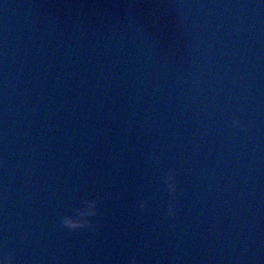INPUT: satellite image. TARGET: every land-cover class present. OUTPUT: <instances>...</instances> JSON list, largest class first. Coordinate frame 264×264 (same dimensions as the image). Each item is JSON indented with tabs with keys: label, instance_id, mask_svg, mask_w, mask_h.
Wrapping results in <instances>:
<instances>
[{
	"label": "water",
	"instance_id": "water-1",
	"mask_svg": "<svg viewBox=\"0 0 264 264\" xmlns=\"http://www.w3.org/2000/svg\"><path fill=\"white\" fill-rule=\"evenodd\" d=\"M9 255L264 264V0H0Z\"/></svg>",
	"mask_w": 264,
	"mask_h": 264
},
{
	"label": "clouds",
	"instance_id": "clouds-1",
	"mask_svg": "<svg viewBox=\"0 0 264 264\" xmlns=\"http://www.w3.org/2000/svg\"><path fill=\"white\" fill-rule=\"evenodd\" d=\"M234 126H239L243 129V125L238 120L233 121ZM163 182L166 186L167 191L170 194H174L177 192V187L175 184V173L172 171H169L165 174ZM140 208H146L147 204L146 202H140L139 204ZM175 208L176 204L174 199L170 200L168 203V209L167 214L170 217L175 216ZM97 215V202L95 200H85L81 203L80 206L72 209L71 214L64 215L60 219V224L62 227L68 229L69 231H76L81 229H92L96 227L91 221V217H95ZM26 239V237H24ZM3 264H14L13 257L12 256H5L3 258ZM129 264H138V261L133 256Z\"/></svg>",
	"mask_w": 264,
	"mask_h": 264
}]
</instances>
